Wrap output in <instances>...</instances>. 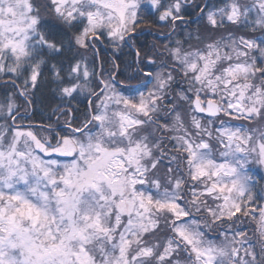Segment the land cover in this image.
Returning a JSON list of instances; mask_svg holds the SVG:
<instances>
[{
	"label": "snow or ice",
	"instance_id": "6c2138e0",
	"mask_svg": "<svg viewBox=\"0 0 264 264\" xmlns=\"http://www.w3.org/2000/svg\"><path fill=\"white\" fill-rule=\"evenodd\" d=\"M0 86V264H264V0H0Z\"/></svg>",
	"mask_w": 264,
	"mask_h": 264
},
{
	"label": "trees",
	"instance_id": "16d2710c",
	"mask_svg": "<svg viewBox=\"0 0 264 264\" xmlns=\"http://www.w3.org/2000/svg\"><path fill=\"white\" fill-rule=\"evenodd\" d=\"M192 28H195L196 27V24L193 23L191 25ZM145 39L147 41H151L153 39L152 36H147L145 37ZM103 48V47H102ZM110 50H101V59H105L107 58V56H110ZM107 66V65H106ZM3 94V87L0 86V95ZM55 101L54 100H51L50 97H47L45 98L44 96H41L38 100H37V103L34 107V109L32 110V117H33V121L34 122H39L43 117L46 116V114L48 113L49 111V106L51 104H54ZM81 107H83V105H81Z\"/></svg>",
	"mask_w": 264,
	"mask_h": 264
},
{
	"label": "rangeland",
	"instance_id": "374dc122",
	"mask_svg": "<svg viewBox=\"0 0 264 264\" xmlns=\"http://www.w3.org/2000/svg\"><path fill=\"white\" fill-rule=\"evenodd\" d=\"M103 49V48H102ZM104 50V49H103ZM108 57V56H107ZM106 59V58H105Z\"/></svg>",
	"mask_w": 264,
	"mask_h": 264
}]
</instances>
